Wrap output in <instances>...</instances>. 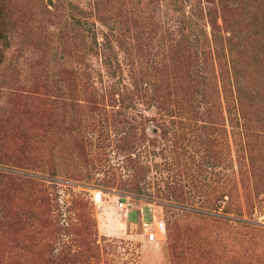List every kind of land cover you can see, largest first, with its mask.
<instances>
[{"label":"rangeland","instance_id":"374dc122","mask_svg":"<svg viewBox=\"0 0 264 264\" xmlns=\"http://www.w3.org/2000/svg\"><path fill=\"white\" fill-rule=\"evenodd\" d=\"M0 264H264V0H0Z\"/></svg>","mask_w":264,"mask_h":264},{"label":"built area","instance_id":"2783aa9c","mask_svg":"<svg viewBox=\"0 0 264 264\" xmlns=\"http://www.w3.org/2000/svg\"><path fill=\"white\" fill-rule=\"evenodd\" d=\"M103 192L97 188L92 189L91 200L94 203H98L102 199ZM117 206L119 209H126L132 207V199L128 195L120 196L117 199ZM157 210L152 209L146 217V212L141 215L140 221L142 229L147 236V241H154L156 234L165 233V223L161 216H159Z\"/></svg>","mask_w":264,"mask_h":264},{"label":"trees","instance_id":"16d2710c","mask_svg":"<svg viewBox=\"0 0 264 264\" xmlns=\"http://www.w3.org/2000/svg\"><path fill=\"white\" fill-rule=\"evenodd\" d=\"M208 19H209V16H208ZM214 21L212 20V18H210V25H211V28H212V31H213V25H214ZM193 34V33H192ZM213 34V33H212ZM194 35V34H193ZM194 40L196 41V40H198L197 39V37H194ZM236 90L238 91V92H241V89H243L244 90V92H246V86L247 85H245L247 82H243L242 80L239 82V80H236ZM239 83H240V85H241V89H240V86H239ZM146 217H148V214L146 213ZM173 229H174V235H173V240H176L177 239V237H176V234H178V230H179V225H178V223L177 222H175L174 223V225H173Z\"/></svg>","mask_w":264,"mask_h":264}]
</instances>
